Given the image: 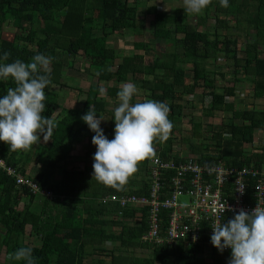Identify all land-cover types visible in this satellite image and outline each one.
I'll use <instances>...</instances> for the list:
<instances>
[{"label": "trees", "instance_id": "16d2710c", "mask_svg": "<svg viewBox=\"0 0 264 264\" xmlns=\"http://www.w3.org/2000/svg\"><path fill=\"white\" fill-rule=\"evenodd\" d=\"M153 1L157 0H0V56L10 52L5 63L29 62L38 53L54 57L52 83L44 89L43 115L58 121L51 139L41 138L27 151L12 150L0 141V160L5 164L0 166V248L5 247L7 258L25 246L33 249L36 264H85L88 258L90 264H228L231 251L220 252L214 246L142 241L148 227L145 210L107 199L110 194H145L151 157L139 162L138 170L119 189L98 182L89 163L96 151L91 143L95 133L81 117L89 105L95 107L98 118L108 116L106 126L103 120L100 127L111 140L114 107L107 100L116 101L120 84L131 81L141 92L138 100L154 99L170 108L174 128L166 142H153L156 155L176 162L194 154L203 163L223 160L228 166L253 165L264 178V138L260 143L254 140L255 132L264 129V0H229L227 8L212 0L194 23L184 5L164 12ZM208 17L213 26L205 24ZM149 21L152 30L147 40ZM7 22L15 26L11 35L3 30ZM127 34L135 37L132 54L119 52L108 41L110 36ZM78 57L95 83L78 87L85 94L81 106H63L52 87L69 86L65 80L73 76L63 70L71 69ZM220 59L232 61L231 78L226 79L228 72L220 70ZM243 78L251 82L254 102L259 99L261 106L236 108L233 100H227L236 95V84ZM14 86L11 79L0 80V98ZM186 108L200 114L185 113ZM217 111L225 113L218 125L202 124L201 115L212 117ZM184 115L189 116V134L176 137ZM225 132L230 139L223 137ZM177 139L187 145L188 155L174 150ZM80 142L84 143L82 158L72 159L70 151ZM247 144L250 149H245ZM40 161L43 165L28 173ZM18 175L50 190L51 198L18 183ZM32 237H38L39 243L32 242Z\"/></svg>", "mask_w": 264, "mask_h": 264}, {"label": "clouds", "instance_id": "9594fccd", "mask_svg": "<svg viewBox=\"0 0 264 264\" xmlns=\"http://www.w3.org/2000/svg\"><path fill=\"white\" fill-rule=\"evenodd\" d=\"M212 0H183L184 11L200 15ZM227 8L229 0H219ZM10 52L0 56V80L14 82L0 98V141L12 150L27 151L32 146L51 139L58 121L43 113L47 100L44 89L52 83L50 64L54 57L38 53L29 62L15 59L8 61ZM104 89L100 92L103 94ZM138 95L137 85L131 81L123 83L116 92L118 106L113 109L115 121L111 140L100 127L102 116L97 117L93 105L82 115V121L95 133L91 143L96 146L92 156V177L113 188L126 185L130 176L138 170V163L156 152L153 142H166L174 128L169 119L167 103L143 99L133 101ZM230 139L231 134H222ZM234 211L227 204L219 211ZM212 227L211 244L223 252L231 249L228 264H264V207H254L250 212L240 208L226 223L217 221ZM10 261L36 264L37 258L31 247H18L8 255Z\"/></svg>", "mask_w": 264, "mask_h": 264}, {"label": "built area", "instance_id": "2783aa9c", "mask_svg": "<svg viewBox=\"0 0 264 264\" xmlns=\"http://www.w3.org/2000/svg\"><path fill=\"white\" fill-rule=\"evenodd\" d=\"M179 157L182 158L180 154ZM198 159L190 155L176 162L155 155L149 160L145 194H110L107 200L145 210L148 227L141 236L144 242L201 245L208 249L213 246L211 226L218 220L226 223L240 208L250 212L256 205L264 207V178L253 165L235 167L223 160L203 163ZM0 166H5L2 160ZM7 170L14 174V170ZM250 179L256 182L252 184ZM17 182L26 183L34 193L52 196L50 190L40 189L22 176H17ZM226 204L234 211L220 212Z\"/></svg>", "mask_w": 264, "mask_h": 264}, {"label": "rangeland", "instance_id": "374dc122", "mask_svg": "<svg viewBox=\"0 0 264 264\" xmlns=\"http://www.w3.org/2000/svg\"><path fill=\"white\" fill-rule=\"evenodd\" d=\"M157 7L158 11H164V12H172L175 6H181L184 5L183 4V0H157V1H153ZM151 3V2H150ZM198 16V17H197ZM189 20L191 22H195L196 20H200L199 15H193V14H189ZM150 22H148V27L145 30V39H149L150 37V32L152 30V28L149 30L150 26ZM205 24L208 26H213L214 21L212 18H207L205 19ZM199 28H202L201 26ZM210 28V27H209ZM3 30L7 35H11L14 30H15V26H13L12 24H10L9 22L5 23L3 26ZM140 38V36H139ZM135 40V37L132 34H127L123 37L121 36H110L108 41L110 44H112L117 50H119V52L124 53V54H132L134 52L133 50V42ZM242 42H243V37L242 34H239V46H242ZM164 43H159V45H161L160 49L164 48ZM137 51V50H136ZM142 52V51H139ZM243 53L240 51L239 56H242ZM65 60H67V58H65ZM219 65H220V70L224 71V72H228V77L226 79L231 78V70L233 68L232 66V61L230 60H223L220 59L218 61ZM86 64H84L81 61V58L78 57L73 61V66L71 69H64V73L66 74H70L71 76H73V78L71 80H65V83L67 84L68 87H58L57 85H54L52 87L53 90H55L58 94V101L59 103H61L63 106H67V107H71V106H81V102L83 101V99L85 98V94L83 92H79L77 89L78 87H82L83 89L86 88L87 86H89V84H93L95 83V80L93 78H90L88 76L87 73V69H86ZM218 68V66L213 65L212 68ZM114 69V68H113ZM240 76H242V74H240ZM130 80V79H129ZM129 82V81H128ZM223 83V81H219V85H221ZM250 81H248V78H243L241 82H239L238 84H236V88L237 92L236 95H234L231 98H228L227 100H233L234 102V106L236 108H249L252 103H256L259 106H261V101L258 99L256 102H254V98L252 96V92L250 90ZM123 83L120 84V86ZM141 95V92L138 90V95L136 96V100L139 99V96ZM193 97V96H191ZM191 97H189L190 99H192ZM188 98V99H189ZM109 105H112L113 107L118 106V100L114 101V100H107ZM199 99L195 98V105H199ZM206 104V103H205ZM258 106V107H259ZM194 109V108H193ZM193 112L194 115H198L200 114L199 110H190L188 108L185 109V113H191ZM224 114L220 111L215 112L214 116L212 117H207V116H203L201 115V122L204 125L207 122H214V124L218 125L220 120L224 119ZM107 120H108V116H105V120L103 122V126H106L107 124ZM189 116L188 115H184L181 119H180V129L181 131H176L174 134L176 135V137H178L179 135H182L183 133L185 135H188L189 132L187 131L189 128ZM204 129V126H203ZM183 132V133H182ZM202 138V137H201ZM264 138V129L258 130L255 132V141L257 143H260L263 141ZM208 142H211V140L207 139ZM206 141V142H207ZM193 142H199L198 138H193ZM174 150L176 152H182V153H187L188 155V151H187V145L184 142L179 141L178 139L175 140V144H174ZM245 149H250V145H244ZM84 153V143L80 142L79 144H75L73 145L72 150L70 151L71 157H73L72 159H80L82 158V155ZM194 155V154H192ZM36 153H35V158H36ZM90 164L93 163V161H89ZM42 162L40 161L37 164V167L34 168V170H37L40 168V166H42ZM37 168V169H36ZM34 173L35 171H32L29 169L28 173ZM182 200H186V197H181ZM37 201V200H36ZM108 246H111V243H107ZM4 251H0V263H4V264H8V262L10 261L8 258L5 257V247Z\"/></svg>", "mask_w": 264, "mask_h": 264}, {"label": "crops", "instance_id": "0c3cea01", "mask_svg": "<svg viewBox=\"0 0 264 264\" xmlns=\"http://www.w3.org/2000/svg\"><path fill=\"white\" fill-rule=\"evenodd\" d=\"M79 144V143H78ZM75 145V144H74ZM71 158H73V157H71ZM30 170H34V167H31V169ZM0 240H1V238H0ZM31 241L32 242H34V243H39V238L38 237H32L31 238ZM4 251V248L2 247V248H0V251ZM1 251V252H2ZM5 257L7 258V254L5 253ZM106 256H104V258H105ZM108 258V257H107ZM1 264V263H0ZM2 264H4V263H2ZM85 264H90V259L88 258V260H87V262L85 263Z\"/></svg>", "mask_w": 264, "mask_h": 264}, {"label": "water", "instance_id": "95a60500", "mask_svg": "<svg viewBox=\"0 0 264 264\" xmlns=\"http://www.w3.org/2000/svg\"><path fill=\"white\" fill-rule=\"evenodd\" d=\"M185 254L187 255V252Z\"/></svg>", "mask_w": 264, "mask_h": 264}]
</instances>
